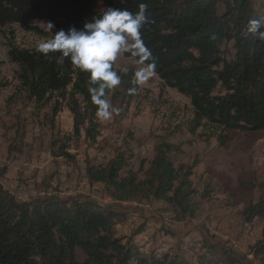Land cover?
<instances>
[{"label": "trees", "instance_id": "obj_1", "mask_svg": "<svg viewBox=\"0 0 264 264\" xmlns=\"http://www.w3.org/2000/svg\"><path fill=\"white\" fill-rule=\"evenodd\" d=\"M100 3L132 13L146 5L149 22L141 33L149 55H126L147 64L166 86L189 97L193 131L203 125L225 131L264 129V41L247 31L251 20H264V12L252 0H0V27L18 24L38 35L46 33L48 23L56 32L81 30L102 16ZM229 43L234 52L228 57L223 45ZM8 56L19 66L21 85L38 104L60 95L73 115L75 135L85 126L86 137L96 141L99 105L89 88L97 85L90 84L89 73L64 65L59 52L45 56L37 49L10 45ZM114 70L120 86L129 89L134 73H123L115 65ZM111 92L106 89L102 99ZM175 150L171 143L158 144L143 180L142 167L121 174L127 164L124 153L105 165L88 163L86 173L90 182L103 183L115 200H162L172 210L193 216L191 201L197 190L191 177L198 161L176 167L169 157ZM244 214L251 219L263 215L264 208L250 206ZM125 218L89 197L21 202L0 185V264H186L178 255H150L131 239L118 237L116 226ZM143 232L141 226L136 234ZM214 252L206 256L212 258ZM254 254L264 255V242Z\"/></svg>", "mask_w": 264, "mask_h": 264}, {"label": "rangeland", "instance_id": "obj_2", "mask_svg": "<svg viewBox=\"0 0 264 264\" xmlns=\"http://www.w3.org/2000/svg\"><path fill=\"white\" fill-rule=\"evenodd\" d=\"M252 2L264 12V0ZM97 9L103 13L107 8L100 3ZM219 10H224L223 3ZM55 33L46 29L38 35L18 24L0 27V185L21 202L82 196L120 211L126 218L116 226L117 236L148 247L150 255H178L186 264H264V255L254 254L264 242V214L251 219L244 214L250 206L264 208V129L225 131L203 125L193 131L189 97L125 53L115 67L134 75L147 70L144 83L133 79L129 89H112L107 99L111 115L106 120L98 116L96 141L86 137L85 126L75 135L67 101L52 94L38 104L21 85L19 66L8 56L10 45L38 49ZM223 48L228 57L234 52L232 43ZM61 62L74 67L70 58L62 56ZM161 142L175 146L169 157L176 167L198 161L191 177L197 190L193 216L162 200H115L103 183L90 182L87 164L105 165L118 153L127 157L121 174L142 167L143 180ZM141 226L144 236L136 234ZM212 252V258L206 256Z\"/></svg>", "mask_w": 264, "mask_h": 264}, {"label": "clouds", "instance_id": "obj_3", "mask_svg": "<svg viewBox=\"0 0 264 264\" xmlns=\"http://www.w3.org/2000/svg\"><path fill=\"white\" fill-rule=\"evenodd\" d=\"M146 5L141 4L139 11L107 8L102 16L93 22L85 23L83 29L75 27L67 31L61 29L54 37L38 46V51L47 56L59 52L64 58H70L71 64L81 71L89 73V82L97 87H90L92 99L99 105L98 116L110 118V103L105 91L121 84V77L114 70V64L121 54H130L138 58L149 55L142 39L141 30L149 22ZM52 30L54 25L48 23ZM264 20H251L248 33L254 38L264 41ZM147 70L135 74V82L142 84Z\"/></svg>", "mask_w": 264, "mask_h": 264}, {"label": "bare ground", "instance_id": "obj_4", "mask_svg": "<svg viewBox=\"0 0 264 264\" xmlns=\"http://www.w3.org/2000/svg\"><path fill=\"white\" fill-rule=\"evenodd\" d=\"M248 226V224H246ZM142 250L147 253L148 247H143Z\"/></svg>", "mask_w": 264, "mask_h": 264}, {"label": "crops", "instance_id": "obj_5", "mask_svg": "<svg viewBox=\"0 0 264 264\" xmlns=\"http://www.w3.org/2000/svg\"><path fill=\"white\" fill-rule=\"evenodd\" d=\"M145 235V233H143V235L142 236H144ZM169 236V235H168ZM149 243H151L152 244V242H149ZM165 245V244H164ZM164 249V248H163Z\"/></svg>", "mask_w": 264, "mask_h": 264}, {"label": "built area", "instance_id": "obj_6", "mask_svg": "<svg viewBox=\"0 0 264 264\" xmlns=\"http://www.w3.org/2000/svg\"><path fill=\"white\" fill-rule=\"evenodd\" d=\"M84 181L88 182V180H87V179H84Z\"/></svg>", "mask_w": 264, "mask_h": 264}]
</instances>
